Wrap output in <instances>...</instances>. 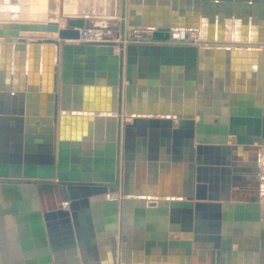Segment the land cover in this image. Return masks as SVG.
<instances>
[{
    "label": "water",
    "instance_id": "95a60500",
    "mask_svg": "<svg viewBox=\"0 0 264 264\" xmlns=\"http://www.w3.org/2000/svg\"><path fill=\"white\" fill-rule=\"evenodd\" d=\"M13 14L0 19V264H264V0H121L122 34L153 29L147 43L76 42L84 17ZM59 107L85 124L57 143Z\"/></svg>",
    "mask_w": 264,
    "mask_h": 264
},
{
    "label": "built area",
    "instance_id": "2783aa9c",
    "mask_svg": "<svg viewBox=\"0 0 264 264\" xmlns=\"http://www.w3.org/2000/svg\"><path fill=\"white\" fill-rule=\"evenodd\" d=\"M86 20L85 27L81 30V38L76 42H89V43H109V42H136L147 43L150 41L153 29L150 28H136L127 27L124 34L120 29V20L116 24L112 23L109 17L99 21L98 17L84 16ZM90 23V24H89ZM179 32V34H176ZM172 39L174 41H182L189 44H194L200 47L209 46L202 39L200 29L196 28H176L173 29ZM206 44V45H205ZM109 200L120 199L118 194H109Z\"/></svg>",
    "mask_w": 264,
    "mask_h": 264
},
{
    "label": "crops",
    "instance_id": "0c3cea01",
    "mask_svg": "<svg viewBox=\"0 0 264 264\" xmlns=\"http://www.w3.org/2000/svg\"><path fill=\"white\" fill-rule=\"evenodd\" d=\"M119 1H120L119 2V7H120L121 6V0H119ZM72 4L73 3H72L71 0H62V7H61L60 12H61V16L64 17L65 20L67 18H78V17H84L86 15L95 16L96 17L95 14H97V13H99L101 11V10L100 11L99 10L97 11L95 9V6H94L95 5V1H93V0H80V1L79 0H76L75 3H74V5L77 6L76 7L77 8L76 12H74V13H67L65 11V6L66 5H72ZM31 5H32V3H31ZM117 10L118 9H116V7L113 8V13H115V11H117ZM33 22H35V21H33ZM44 22L48 23L49 21L47 20V21H44ZM43 36H49V35H43ZM33 38H38L37 37V33H35V34H28V38H27L28 40L33 39ZM12 92L13 91H10L11 94H12ZM10 100H12V99H10ZM4 101H7V99H4ZM45 103H46V101H45ZM32 104H34V102ZM33 106L34 105H31V107H33ZM44 106H45V109H47V106L46 105H44ZM66 114L67 115H63V113L61 111V108L59 107V109H58V121H57V124H56V129L57 130L54 133V135H55V137L57 139V143H59L60 140H61L60 134H61V131H62L61 130L62 125L63 126L65 125L64 128H65V132L66 133L72 134L74 127H79L80 128V127H83L84 124H85V119L84 118L79 117V116L78 117H73V116H71L72 115L71 112H68ZM96 114H98V113H96ZM195 120H196V122H198L199 117H196ZM126 122L130 123L131 121L128 119V120H126ZM101 124H103V125H101L100 127H97V128H93V130H94V132L97 131V133L103 135V137H104L107 134L108 125H107L106 122H103ZM45 128H43V129L40 128L39 129V134H41V135H43V134L44 135H48V133L46 132V129ZM88 152H89L88 148H86L85 143H83L82 146H81V152H80L79 155L82 158H84V157H86L88 155ZM80 166L83 168V163H80ZM172 167H173V165H172ZM90 204H93V201L92 200H91ZM91 206H93V205H91ZM105 217H107V216L106 215L101 216V218L104 221H105ZM175 238H177V237H175Z\"/></svg>",
    "mask_w": 264,
    "mask_h": 264
},
{
    "label": "bare ground",
    "instance_id": "6f19581e",
    "mask_svg": "<svg viewBox=\"0 0 264 264\" xmlns=\"http://www.w3.org/2000/svg\"><path fill=\"white\" fill-rule=\"evenodd\" d=\"M21 1H22V3H20L19 0H16V1L15 0H0V18H4V19L13 18L15 16V14H13V12H20L21 10H23L22 5L25 2H27V0H21ZM28 1H29V5H30V17H33L34 19H38V18L39 19H44V18L49 19V22H60V21L55 20V19L51 20L52 18L48 17L49 14L53 13L52 7L50 5V0H46V5H45L46 7L45 8L43 6H40L41 3H39V0H28ZM31 3H32V5H31ZM4 4H6V5H4ZM11 4H15L16 6L12 7L13 5H11ZM18 6H20V7H18ZM76 7H77L76 5H66L65 11L67 13H74L77 10ZM117 9L118 10L115 11V15L117 16L118 20H120L121 19V16H120L121 6ZM60 24H61V22H60ZM176 34H179V32H176ZM43 35H49L52 37H57L56 34L37 33V37H46ZM207 45H210V44H207ZM211 45H217V43H212Z\"/></svg>",
    "mask_w": 264,
    "mask_h": 264
},
{
    "label": "rangeland",
    "instance_id": "374dc122",
    "mask_svg": "<svg viewBox=\"0 0 264 264\" xmlns=\"http://www.w3.org/2000/svg\"><path fill=\"white\" fill-rule=\"evenodd\" d=\"M16 1V0H15ZM20 3H22L21 0H19ZM72 1V5H74L76 0H71ZM80 1V0H79ZM95 1V9L98 11H100L99 13L95 14L96 17H98V20H104L106 17H109L112 20L113 24H116V21H118L117 16L115 15V13H113V8L116 7V9L119 6V0H93ZM28 2V3H27ZM27 2H25L22 7L23 10H21L19 12V20L21 21H37V22H44V21H49V19H34L33 17H30V5H29V1L27 0ZM56 2H58L57 4V10H55V12H53L52 14H49L48 17L52 18L51 20L55 19L61 22V25L66 26V20L64 17L61 16V7H62V0H56ZM39 3H41L40 6H43L44 8L46 7V0H39ZM6 5V4H4ZM13 5L12 7H15V4H11ZM29 5V6H28ZM20 7V6H18ZM95 17V16H94ZM3 20H9V19H4V18H0ZM58 22V23H60ZM90 24V23H89Z\"/></svg>",
    "mask_w": 264,
    "mask_h": 264
}]
</instances>
